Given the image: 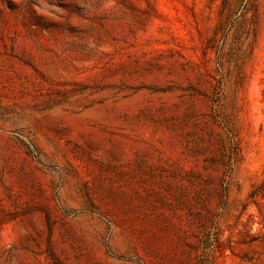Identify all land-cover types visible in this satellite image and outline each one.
<instances>
[{"label":"rangeland","instance_id":"374dc122","mask_svg":"<svg viewBox=\"0 0 264 264\" xmlns=\"http://www.w3.org/2000/svg\"><path fill=\"white\" fill-rule=\"evenodd\" d=\"M0 264H264V0H0Z\"/></svg>","mask_w":264,"mask_h":264}]
</instances>
